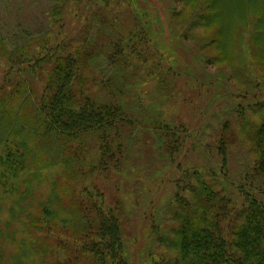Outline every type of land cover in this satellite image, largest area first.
I'll list each match as a JSON object with an SVG mask.
<instances>
[{"label":"trees","instance_id":"1","mask_svg":"<svg viewBox=\"0 0 264 264\" xmlns=\"http://www.w3.org/2000/svg\"><path fill=\"white\" fill-rule=\"evenodd\" d=\"M48 1L54 35L43 34L33 53L27 44L2 50L10 69L19 68L9 72L0 87V191L21 200L39 181L53 184L59 176L66 184L54 183L57 188L47 196L37 195L32 203L6 207L9 212L0 214V248L7 250L1 253L0 264H5L4 255L14 258V246L21 252L14 264H132L121 206H110L94 182L100 174L119 168L136 128L154 125L171 163L177 149L192 137L184 125L163 121L148 125L152 118L136 97L127 95L131 80L150 65H170L166 74L176 77L165 54L172 52L149 43L154 39L148 40L152 34L148 22L156 17L152 2ZM172 1L170 28L177 27L185 37L198 38L193 41L214 50L213 56H202L203 63L224 68L220 72L229 73L228 81L243 99L264 89V8L250 10L230 52L222 39L224 27L217 24V0ZM67 12L84 19L79 35L68 37ZM125 14L134 23L124 29ZM151 44L159 55H145V45ZM23 65H29L24 72L33 73V79L23 77ZM151 74L147 71L145 77ZM254 98L256 103L248 107L254 115L251 123L240 104L234 111L244 117L242 127L250 129L254 157L250 174L264 188V96L255 93ZM217 127L212 143L204 134L206 148L216 150L214 167L177 166L180 177L175 180L170 218L155 226L159 251H149L144 264H264V200L253 186L246 189L227 182L232 121L222 118Z\"/></svg>","mask_w":264,"mask_h":264},{"label":"rangeland","instance_id":"2","mask_svg":"<svg viewBox=\"0 0 264 264\" xmlns=\"http://www.w3.org/2000/svg\"><path fill=\"white\" fill-rule=\"evenodd\" d=\"M147 2L154 4L156 15L154 20L148 22L149 27H152V32H149L152 34L148 40L154 39V42L149 43H154L162 51L172 52L165 53L166 58L172 61V73L175 71L178 75L173 78L166 74V69L170 65L161 64L155 68L150 65L141 69L140 74L131 80L127 95L136 97L137 104L152 118L148 125L154 124L153 121L156 123L163 121L175 127L184 125L193 135L187 139L184 147L177 149L174 163H171L160 147L161 133L155 126L136 128L132 134L131 149L124 153L119 168H111L106 174H100L94 182L110 206L113 208L121 206L124 241L130 249L132 264H142L147 259L149 251L153 253L159 251L158 245L154 242L157 230L155 226H163L170 218V206L176 190L175 180L180 177L177 166L180 165L181 169L201 165L214 167L218 161L214 155L216 150L209 151L206 148L204 134L209 143H212V135L219 133L217 122L222 118L232 121L233 140L229 142L227 150V182L234 187L241 185L246 189L253 186L258 198L264 200L262 181H258L250 174L254 161L253 137L250 129L241 125V118L244 117L234 111V107L240 104L251 123L254 115L248 107L256 103L255 93L259 97L264 96V89L250 92L251 95L246 99L240 97L238 90L232 86L233 82L227 79L229 73L220 72V69L224 68H216L208 65V62H202V56L211 57L215 53L214 50L204 48L202 42L200 44L193 41H200L198 38L185 37L179 28H170L173 1L147 0ZM142 3L145 4L143 1ZM217 6L219 9L217 24L224 27L222 39L226 49L232 52L236 47L237 32L244 26L250 10L256 9V12H260L264 8V0H217ZM50 7L48 0H0V87L6 75L19 68L14 65L10 69L5 51L2 50H12L14 46L27 44L30 47L29 52L36 51L41 36L52 31ZM132 23L134 20L125 14L123 28ZM84 24V19L78 20L71 12L66 13L65 28L68 37L79 35ZM52 35L54 32L50 34ZM262 45L264 48V37ZM144 52L149 57L161 53L152 44L145 45ZM28 66L23 65L21 74L24 78L33 79L35 77L33 73L24 72ZM147 71L152 72L149 78L145 77ZM4 129H9L8 117L5 119ZM15 131L19 133L18 130ZM196 142L199 145L198 149L195 148ZM248 173L250 175L244 179ZM56 178L57 181L53 184L45 182L42 185L43 182L39 181L32 193L21 195V200L16 195L4 197L0 191L2 205L0 214L9 212L5 210L6 207L11 210L17 205L32 203L37 195L47 196L57 188L54 183L59 186L66 184L64 179L59 176ZM258 187L262 190L257 191ZM40 188L41 190H38ZM13 196L15 198L9 200ZM2 245H6V242ZM14 249V258H19L20 250L16 246ZM6 252V247L0 248V255ZM8 256V254L3 256L4 263L14 264V258Z\"/></svg>","mask_w":264,"mask_h":264}]
</instances>
